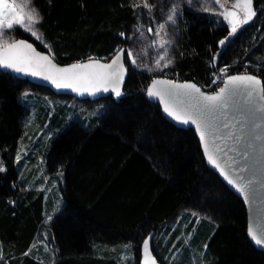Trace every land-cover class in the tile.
<instances>
[{"label":"trees","instance_id":"trees-1","mask_svg":"<svg viewBox=\"0 0 264 264\" xmlns=\"http://www.w3.org/2000/svg\"><path fill=\"white\" fill-rule=\"evenodd\" d=\"M133 5L134 0H33L43 17L37 25L43 40L18 26L12 36L48 52L50 45L59 63L108 59L130 45L131 30L152 25L153 11ZM182 7L170 48L175 63L165 73L211 92L214 73L229 65V74L246 68L264 85V0H253L256 15L223 48L219 41L230 26L212 12ZM125 62L124 94L94 100L55 93L0 68V164L6 169L0 172V264H140L149 234L160 264H264V251L247 236L243 201L206 165L194 130L177 127L146 98L154 75L131 66L127 54ZM26 88L80 104L55 103L52 133L41 134L40 146L32 142L36 131L27 133L28 122L49 98L22 97ZM94 105L97 114L82 113ZM38 157L55 189L48 195L35 187L25 166Z\"/></svg>","mask_w":264,"mask_h":264},{"label":"snow or ice","instance_id":"snow-or-ice-1","mask_svg":"<svg viewBox=\"0 0 264 264\" xmlns=\"http://www.w3.org/2000/svg\"><path fill=\"white\" fill-rule=\"evenodd\" d=\"M202 5L220 4V0H197ZM189 8H194V0H184ZM33 0H20L19 3L13 0H0V68L10 70L16 74L28 75L33 78H41L49 82L57 90L70 89L79 95L88 94L95 96L101 92L111 93L119 98L124 93L122 84L125 76L124 53L127 51V58L133 66L142 67L149 72L163 71L175 63V57L169 56V51L174 44V39L169 36V27H175L177 19L183 14V7L180 2H174L168 10L163 21L155 24V27L147 28V33L153 35L149 47L157 49V58L151 67L147 64H138L137 53L133 50L119 48L111 58L110 63H102L93 57L87 61L70 64L66 67H59L54 63L55 54L51 47L45 44L49 54L45 55L36 50L32 43L24 39H15L7 35L6 30H13L19 26L25 32L31 34L37 40H43L42 34L36 27L43 17L37 8L29 7ZM244 12L243 19H237L235 11H224L214 13L221 15L230 25L229 34L219 41L220 48H223L229 39L243 25L247 24L256 15L253 8V0H236L234 7H241ZM148 10L151 14L154 6L148 0H141L140 4L133 5V8ZM221 7H223L221 5ZM199 10L207 11V7ZM163 15V13H162ZM135 31L139 33L140 39L145 36L142 25L137 26ZM124 37V33L119 34ZM132 39V37H129ZM140 54H146L145 49L140 50ZM219 52L214 54L209 62L210 67L215 68ZM229 65L219 69V73H214L212 80L216 84L222 79L223 87L212 93H205L195 83L186 81L177 83L171 80L153 79L146 89L149 99L158 98L163 106V112L178 123L185 125H195L199 133L200 142L204 147V155L209 164L220 172L227 183L233 186L238 192L245 196L248 202V195L256 183V172L253 169L257 149L264 153V85L261 80L251 74L229 75ZM163 85L165 87H157ZM29 93L25 91L22 97H27ZM241 96L243 102L249 106V111L239 117L230 116V110L234 97ZM214 145V154L209 152L208 138ZM232 140L231 149L222 148L218 141ZM259 142V144L257 143ZM236 146H239L237 150ZM234 151L235 156L228 157V152ZM228 158L230 162L226 167H222L217 159ZM20 156H17V160ZM227 168V170H226ZM6 169L0 164V172ZM247 173V175H245ZM59 211V207L54 209ZM195 216L196 214L193 213ZM52 216L48 217L51 220ZM199 222V218H197ZM248 236L257 247H264V232L259 233L250 224ZM152 234L143 239L142 249L144 260L142 264H156V260L151 255L150 240ZM127 245L126 247H130ZM46 250H48L47 246ZM207 247V245H205ZM25 252L24 255H29Z\"/></svg>","mask_w":264,"mask_h":264},{"label":"rangeland","instance_id":"rangeland-1","mask_svg":"<svg viewBox=\"0 0 264 264\" xmlns=\"http://www.w3.org/2000/svg\"><path fill=\"white\" fill-rule=\"evenodd\" d=\"M134 1L136 2V4H140V2H141V0H134ZM13 2L19 3L20 0H13ZM174 2H177V0H154L153 14L151 13L152 15H150L151 19H152L151 20L152 25L150 27L154 28L156 23L163 21L168 10L172 7ZM178 2H180L182 6H188L187 4L184 3V0H178ZM194 3H195V7H199V8L207 7L208 8L207 11L212 12V13H221V12H224L226 10L235 11L237 13V19H243L244 18V12L242 11V5H241V7H234V5L236 4V0H220V4H218V5L213 4L210 7L208 5H202V4L198 3L197 0H194ZM221 5L223 7H221ZM29 7H33V4ZM162 13H163V15H162ZM216 15L218 17H220L225 23H227L228 26H230L228 24V22L225 21L221 15H218V14H216ZM177 22H178V19H177ZM177 22H176L175 27H169V29H168L169 36L174 39V43L176 41V38H177L176 36H177V32H178ZM135 29L131 30V32L129 33V36L132 37V39H129L130 45L126 46V50L131 49L135 53L138 54L136 57L138 64H141V65L147 64V65H149V67H151L154 63V60L157 58V51L158 50L149 47V45H150L151 41L153 39H155V37L153 35L147 33V28L145 29L142 27V30L144 31L145 36L143 39H140V38H138L139 33H137L135 31ZM6 32H7V35L9 37L14 38L12 36V30H6ZM141 49H145L146 54H140ZM126 54H127V51H126ZM169 56H170V51H169ZM128 62L131 66H133L129 60H128ZM133 67L137 68V69L146 70L142 67H137V66H133ZM165 69L163 71H154V72H150V73L154 75L153 77H164V78L169 79V80H174L172 78H168V77L164 76V74L166 72ZM221 84H222V79L218 81L219 86H217V88L215 87L216 90L221 86ZM25 91H27L29 94H34V95L41 94L40 96H44V97L49 98V101L46 102L45 103L46 105L42 109L39 110V113L38 114L37 113L32 114L29 118L28 124L30 123L31 127L29 126L30 129L28 130L27 133L30 134L32 132V130L36 131L33 133L34 136L32 138V142H34V144L37 146H40L41 144H43L42 141L44 140V136L41 134L45 130L48 129V135L47 136H49V134L52 133V131H51L52 127L50 125V118H51L52 113L55 110V107H56L55 103H57V102L58 103H60V102L64 103L65 102L67 105L72 106V105L76 104L77 107H80V104L76 103L73 99H66L65 100V99H61V98H52V97L48 96L47 93H45V92H40V91L30 89V88H26ZM96 107L97 106L94 105L93 107H91L92 109H90V110H87L84 108V109H82V111H83L82 113H86V111H87L88 114H97ZM29 134H26V136H30ZM24 153L30 154V151L28 149H25ZM32 154H33V152H32ZM25 166L27 169L30 170V172H33V174L31 175V179H34L36 181V184H35L36 188L37 187H43V189H45L46 195L49 194L50 190H51V192H53L55 190L52 187V185L48 186L49 181H48V179H46L48 177H47V174L43 168L44 166H43L42 158H40V157L36 158L35 165L32 163H26ZM44 175H45V177H44ZM38 178H42V179L44 178V180L40 182V181H37ZM45 180H46V182H45L46 186L45 185L42 186V183ZM178 225H179L181 230L184 229V223L183 222L179 223ZM174 228H175V226H174Z\"/></svg>","mask_w":264,"mask_h":264},{"label":"water","instance_id":"water-1","mask_svg":"<svg viewBox=\"0 0 264 264\" xmlns=\"http://www.w3.org/2000/svg\"><path fill=\"white\" fill-rule=\"evenodd\" d=\"M15 39H24V40H27L29 43H32L33 44V47H35L37 51H39V52H41V53H43L45 55H48L49 54L48 51L42 50V49L38 48L31 39H28L26 37H17ZM120 48L125 49V47H120ZM125 54H126V51L124 53V60H123V62L125 64L126 72H125L124 81H123V84H122V91H123L124 84H125V81H126L127 76H128V68H127V65H126V62H125ZM113 55H111L108 59H102V58H96V57H93V58H95L97 60H100L102 63H110L111 62V58H112ZM87 60H88V58L80 59V60H74V61H70V62H66V63H59V62H57L54 59V63L57 66H59V67H66V66H68L70 64H73V63H76L78 61L84 62V61H87ZM4 70H6V69H4ZM7 71H10V70H7ZM14 74L17 75L18 77L27 78V80H29V81H31L33 83H36V84H39V85H42V86H46V87L50 88L55 93H58V94H68V95L74 96L76 98H88V99L94 100V99H98L100 97H103V96H106V95L111 94L110 92L109 93H103V92H101V93H99V94H97L95 96H91V95H88V94L79 95L77 93L72 92L70 89L57 90L53 85H51L49 82L44 81L41 78H33L31 76L23 75V74H16V73H14ZM236 74H251V75H255V74L247 73V72L246 73H244V72L230 73L229 75H236ZM255 76H257L261 80V82H262V79L260 78V76H258V75H255ZM153 79L169 80V79H166L164 77H153L148 82V84H147V86L145 88V96H146V98H148L147 95H146V89L152 83V80ZM171 81H174V82H177V83H183V82H186V81H191V82L195 83L198 87H200L193 80H184V81L171 80ZM262 85H263V82H262ZM223 86L224 85H223V82H222V84H221L220 87H223ZM157 87H165V86L158 85ZM200 88H201L202 91H204L205 93H209V94L212 93V92L218 91V89H219L218 88L217 90L210 92V91H206L202 87H200ZM149 100L152 101V102L157 103L160 106V110H161L162 115L167 120H169L171 123H173L174 125H176L177 127H180V128H192L194 130V132H195V134H196V136L198 138V141L200 143L201 150H202V154H203V157H204V160H205L206 165L210 169H212L219 176V178L222 180V182L230 190H232L243 201V203L245 205L246 215H247V228H246L247 236H248V228H249V225L250 224L253 226L254 230H256L258 232V234L264 232V153H260L259 152V149H257V156L255 158V163L253 164V169L256 172L257 183H256L254 189L251 192H249L248 202H246L245 196L242 195L240 192H238L233 186L229 185L227 183V181L224 179V177L222 175H220V172L217 169H215L211 164H209L206 156L204 155V147H203V145L200 142L199 133L196 131L195 125H191V124L185 125V124L178 123V122L174 121L172 118H170L169 116H167V114H165L163 112V106L160 104L158 98L149 99ZM248 111H249V106L246 105L243 102L242 97L241 96L234 97V100H233V103H232V107H231V110H230V116L239 117L241 114H245ZM210 141H211V137L208 138V142H209V152H210V154H214V145ZM257 143L259 144V142H257ZM218 144L222 148H225L226 147L228 149H231L232 146H233V141L232 140H223V139H221L220 141H218ZM236 148H237V150H239V146H236ZM233 156H235V152L234 151H229L228 152V157H233ZM217 159L221 163V166L222 167H226V164L228 162H230V160L228 158L220 159V157H219L218 154H217ZM226 170H227V168H226ZM245 175H247V173H245ZM248 238H249V236H248ZM249 240H250V238H249ZM251 243L256 248L264 251V247H257L254 244L253 241H251ZM151 255H152V257L155 258L152 250H151ZM143 260H144V254H143V249H142V251H141V258H140V264H142ZM155 260H156V264H160L156 258H155Z\"/></svg>","mask_w":264,"mask_h":264},{"label":"built area","instance_id":"built-area-1","mask_svg":"<svg viewBox=\"0 0 264 264\" xmlns=\"http://www.w3.org/2000/svg\"><path fill=\"white\" fill-rule=\"evenodd\" d=\"M241 72H244V73L247 72V73H252V74H254L253 72L247 70L246 68H244ZM164 76H166V77H168V78H172V79H174V80H176V81H182V79H180L179 77H175V76L171 75L170 73H167V74L165 73ZM218 81H219V80H218ZM218 81H217V83H216V85H215L216 88H217V86H219V85H218ZM216 88H215V90H216ZM215 90H214V91H215Z\"/></svg>","mask_w":264,"mask_h":264},{"label":"bare ground","instance_id":"bare-ground-1","mask_svg":"<svg viewBox=\"0 0 264 264\" xmlns=\"http://www.w3.org/2000/svg\"><path fill=\"white\" fill-rule=\"evenodd\" d=\"M163 248V247H162Z\"/></svg>","mask_w":264,"mask_h":264}]
</instances>
